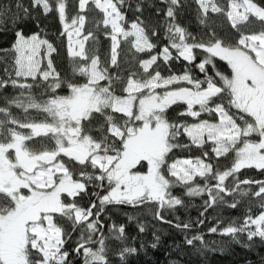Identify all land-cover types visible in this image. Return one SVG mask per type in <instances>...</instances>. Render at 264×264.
Segmentation results:
<instances>
[{"label": "trees", "instance_id": "16d2710c", "mask_svg": "<svg viewBox=\"0 0 264 264\" xmlns=\"http://www.w3.org/2000/svg\"><path fill=\"white\" fill-rule=\"evenodd\" d=\"M211 1L214 8L203 10L198 0H112L123 15L122 27L136 23L146 46L137 48L129 36L122 38L116 61L111 63V39L92 0H85L81 6L78 0H0V143L11 144L10 132L18 122L46 123L48 116L42 104L65 94L71 85L86 83L91 60L103 74L100 82L115 96L124 94L129 79L142 81L154 74L182 76L187 82L179 86H191L198 93L201 88L219 86L218 91L205 93L207 101L195 114L186 111L187 104L178 100L160 104L168 143L160 163L166 180L162 199L144 197L139 188L128 199L99 200L110 187L99 167L62 155L66 174L79 188L69 197L62 196V203L70 206L65 212L51 213L60 230L63 258L47 264H264V168L241 166L225 173L234 161V148L215 155L211 142L194 144L182 130L183 125L199 119L215 120V104H220L238 126L252 123L222 85L229 74L226 62L202 46L232 47L241 35L260 31L264 0H246L250 11L236 24L226 16L229 0ZM58 3L67 20L82 17L84 37L77 53L68 50ZM31 35L50 44L48 63L41 58L38 72L21 77L15 41L18 36ZM177 47L189 48L188 63L175 56ZM164 49L169 52L167 57L162 56ZM48 64L52 74L42 76ZM109 124L118 135L107 131ZM130 124L124 113L104 103L79 118L77 135L98 143L107 154H118ZM21 131L15 137L19 149L37 155L52 148L46 130L34 134L23 127ZM257 135L255 132L250 137ZM11 151L9 148L7 154ZM194 156L207 162L208 172L187 182L166 173L167 163L174 158ZM136 170H145L143 158L130 168ZM12 203V198L0 191V214ZM73 208L86 209L87 216L76 220ZM25 257V264L42 260L31 247H26ZM0 264H11L10 256L7 260L0 253Z\"/></svg>", "mask_w": 264, "mask_h": 264}, {"label": "rangeland", "instance_id": "374dc122", "mask_svg": "<svg viewBox=\"0 0 264 264\" xmlns=\"http://www.w3.org/2000/svg\"><path fill=\"white\" fill-rule=\"evenodd\" d=\"M84 1L78 0L79 6ZM92 1L101 14L100 24L107 30L111 39V63L116 61L119 40L122 38L129 36L137 48L146 46L143 41V32L136 23H130L127 28L122 27L123 15L117 10L112 0ZM198 1L203 10L214 8L211 0ZM57 5L68 50L77 53L84 37L80 28L83 23L82 17L67 20L62 11V4ZM248 11H250V4L246 0H229L226 16L231 24H236L246 18ZM202 47L210 55L226 62L229 74L223 79L222 85L232 95V103L248 114L252 123L238 126L220 104H215L212 106L216 114L215 120L199 119L187 123L182 127L184 134L194 144L204 140L211 142L215 155L223 154L233 147L234 161L225 173L241 166L264 168V26L258 32L241 35L238 43L232 47L218 44ZM177 49L186 48L177 47ZM50 50V44L46 40L34 35L18 36L15 41L18 75L27 77L38 72L41 58L47 62ZM168 54V50L164 49L162 56L167 57ZM86 72L88 75L86 83L71 85L65 94L51 97L42 104L48 116L46 123L18 122L17 126L12 127L14 130L10 132L11 144L0 143V151L8 160L5 165L21 180V185L26 188L27 198H48L54 191L68 194L73 188L75 189L76 183L68 180L62 165V156L59 153L62 152L63 147L75 145L84 153V161H88L92 166L97 165L101 174L103 173L110 183L106 194L99 200L128 199L132 196L131 192L139 188L144 197L155 196L162 199L166 180L160 170V163L168 143L167 126L161 116L162 107L159 99L167 88L182 85L187 80L178 75L159 77L157 74L142 81L129 79L124 94L115 96L111 88L100 82L103 74L97 68L95 60H91L87 65ZM51 74L48 64L41 75L51 76ZM157 86L162 88L161 91L157 89ZM207 98L206 95L196 91L193 96L194 102L187 104L186 111L195 114L198 111L197 108H201ZM104 103H107L111 109L124 113L132 123L125 128L123 146L118 154H107L98 143L86 136L77 135L79 118L86 116L91 110ZM23 127L34 134L44 133L46 130V133L50 135L47 143L53 146L44 151L53 152L55 158L46 161L38 157L34 158L32 160L34 167H31L28 157L33 154L28 150L19 149L16 143V138L19 133H22ZM107 131L118 135V130L110 124L107 125ZM255 132L258 138L250 137ZM15 147L19 149L18 155L13 150ZM9 148H12V151L7 154ZM140 158L145 160V170L130 171ZM2 165L0 162L1 177L4 171ZM208 170L207 162L199 156L177 157L166 165V173L179 182H187ZM8 187L9 184L0 181V190L10 192ZM11 193L10 197L13 200L11 207L0 214V253L4 259L9 260L10 256L11 264H25L26 247H31L42 256L39 264H47L50 260H61L63 252L59 250L60 230L52 222L50 214L52 211L39 212L29 221L25 220L21 212L22 202L17 198L16 192ZM69 207L66 205L67 209ZM72 213L76 220L87 216L86 209L73 208Z\"/></svg>", "mask_w": 264, "mask_h": 264}, {"label": "flooded vegetation", "instance_id": "af4514ba", "mask_svg": "<svg viewBox=\"0 0 264 264\" xmlns=\"http://www.w3.org/2000/svg\"><path fill=\"white\" fill-rule=\"evenodd\" d=\"M193 89H194V92L192 93V96H194L195 92L197 91L195 88H193ZM203 95H206V94H203ZM67 147L76 148V149L80 150L81 159L78 160V159L74 158L70 153L63 152V149L67 148ZM13 150H14V152H16L15 154H17V155L19 154L18 153L19 150H18L17 147L13 148ZM61 150H62V152L59 153L61 156L62 155L70 156V157H72L73 159H75L77 161H83L84 160V155H83L84 153L82 152V150L79 147H77L75 145L65 146ZM37 157L39 159L43 160L41 158V154L32 155V156L28 157L29 161H31L29 163V164H31V167L32 166L34 167V164H33L32 160L34 158H37ZM53 158H55V154L54 153H53V156L51 158H49V159H53ZM0 162H1V164H3L2 166H3V169H4L2 177L0 176V181L4 182L5 184H9L8 188H10V192H7L6 190H4V191L0 190V191L8 194L9 196H10V194L12 195L11 192H13V191L17 193V196H18L17 198H19V200L22 202V205H23V208L21 209L22 218L25 219V220H28V221L33 215L38 214L39 212L43 213V212H45L47 210V211H52L51 213H54V212H58L60 210L64 211V209L66 210V203H62V201H61L62 196H68L69 197V195L71 193H73L75 191V189L79 188V185L76 183L75 189L73 188L72 192L68 193V194L67 193L65 194L62 191H58V192H56L57 193L56 194L55 191H54L48 198H41V199L27 198L26 197V188L23 185H21V180H19V178H17L14 175L13 171L10 170L8 168V166L5 165L6 162H8V160H7V158L5 157V155H4V153L2 151H0ZM67 177H68V180L71 182L72 180L70 179V177L68 175H67Z\"/></svg>", "mask_w": 264, "mask_h": 264}, {"label": "water", "instance_id": "95a60500", "mask_svg": "<svg viewBox=\"0 0 264 264\" xmlns=\"http://www.w3.org/2000/svg\"><path fill=\"white\" fill-rule=\"evenodd\" d=\"M175 56L183 62L188 63L191 60V53L186 49H180L175 52ZM219 90V86H213L208 88H201L199 93H214ZM194 92L193 87L188 85L178 86L175 88H170L164 92L161 96L159 103L161 105H165L172 100H178L185 104L194 102L192 93ZM63 152L70 153L74 158L80 160L81 159V152L76 148L67 147L63 149ZM53 156L52 152H44L41 154L42 159H49ZM221 188V187H219Z\"/></svg>", "mask_w": 264, "mask_h": 264}]
</instances>
